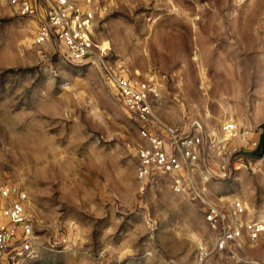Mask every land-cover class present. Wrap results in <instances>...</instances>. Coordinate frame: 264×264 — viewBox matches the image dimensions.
<instances>
[{"label": "rangeland", "instance_id": "obj_1", "mask_svg": "<svg viewBox=\"0 0 264 264\" xmlns=\"http://www.w3.org/2000/svg\"><path fill=\"white\" fill-rule=\"evenodd\" d=\"M90 4L99 54L155 86L163 122L247 129L256 145L230 177L196 185L226 224L236 201L245 219L264 221V0ZM43 18L42 9L28 18L0 0V181L25 193L33 229L31 256L6 254L0 264H195L200 244L211 252L203 264H264V233L214 250L220 228L167 177L139 196L140 124L97 61H70L53 38L33 43Z\"/></svg>", "mask_w": 264, "mask_h": 264}, {"label": "built area", "instance_id": "obj_2", "mask_svg": "<svg viewBox=\"0 0 264 264\" xmlns=\"http://www.w3.org/2000/svg\"><path fill=\"white\" fill-rule=\"evenodd\" d=\"M16 13L35 18L42 9L44 18L39 23L33 43L42 45L50 39L59 41L70 61L94 59L100 65L106 81L115 89L122 105L140 124V142L135 147L136 184L139 196L159 177H167L172 190L187 194L204 207L205 221L211 228H220L214 250L229 249L243 234L255 241L264 233V221L245 219L246 207L232 202L230 222L224 221L219 206L206 201L202 188L212 178L228 179L232 166L256 143L249 138L247 129L233 122H224L214 132L201 119H191L184 127L163 122L154 112L153 101L158 94L149 81H134L99 54L93 40L94 11L90 0H2ZM214 164V168L210 166ZM234 167V166H233ZM198 170V177H194ZM26 195L11 184L0 181V256L11 254L30 257L33 229L25 209ZM154 229V222L147 221ZM211 254L206 246H198L195 264H203Z\"/></svg>", "mask_w": 264, "mask_h": 264}, {"label": "water", "instance_id": "obj_3", "mask_svg": "<svg viewBox=\"0 0 264 264\" xmlns=\"http://www.w3.org/2000/svg\"><path fill=\"white\" fill-rule=\"evenodd\" d=\"M261 151L263 152L264 151V132L260 138V147Z\"/></svg>", "mask_w": 264, "mask_h": 264}]
</instances>
